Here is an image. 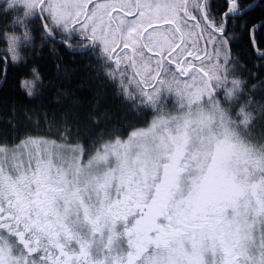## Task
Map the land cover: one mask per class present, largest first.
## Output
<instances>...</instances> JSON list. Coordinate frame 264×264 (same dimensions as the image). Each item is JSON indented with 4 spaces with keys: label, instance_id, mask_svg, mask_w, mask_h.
I'll return each instance as SVG.
<instances>
[{
    "label": "snow or ice",
    "instance_id": "snow-or-ice-1",
    "mask_svg": "<svg viewBox=\"0 0 264 264\" xmlns=\"http://www.w3.org/2000/svg\"><path fill=\"white\" fill-rule=\"evenodd\" d=\"M17 2L26 11H39L41 31L49 38L36 43L45 50L50 48L57 59L62 45L53 38L56 30H78L88 40L99 41L117 68L124 66L130 72L129 82L146 101L155 100L160 86L175 88L189 103L211 104L207 115L213 119L231 124L234 114L240 127L251 131L261 126L264 132V73L253 76L246 67L252 53L264 60V0H229L219 21L211 15L213 0H10L9 4ZM229 10L238 14L231 27ZM9 41L14 47L17 38L10 36ZM31 55V61H20L15 53L0 57V84H7L16 73L19 86L32 95V81L26 77L36 73L31 66L37 58L35 48ZM39 58H44L43 50ZM245 71L248 81L241 78ZM252 79L256 82L251 83ZM68 131L65 125L59 142L44 137L9 144L5 137L0 140V157L6 163L25 150L33 156L39 153L41 158L57 153L66 143ZM67 191L79 194L80 190L69 187ZM35 198L34 188H24L10 170L5 176L0 164V264H174L159 238L150 239L143 248L129 243L122 255L94 260L91 241L59 225L55 234L43 231L39 228L43 218L38 219L35 208L21 210L25 199ZM115 243L113 240L105 252L110 253ZM234 264H241V258ZM242 264H264V246L259 258H243Z\"/></svg>",
    "mask_w": 264,
    "mask_h": 264
},
{
    "label": "rangeland",
    "instance_id": "rangeland-1",
    "mask_svg": "<svg viewBox=\"0 0 264 264\" xmlns=\"http://www.w3.org/2000/svg\"><path fill=\"white\" fill-rule=\"evenodd\" d=\"M3 8L22 11L15 20L16 31L5 37L6 56L11 57L15 53L21 60L22 49L33 41L30 24L39 11H26L21 2L11 5L7 2ZM56 31L66 38L76 35L87 39L78 30ZM10 36L17 38L14 47L10 44ZM90 42L104 52L99 41L87 39L84 41L85 46ZM29 80L32 81L34 94L39 80ZM169 92L176 97L177 112L170 116L157 114L146 127L134 130L124 139L104 143L88 156L78 147L63 145L61 151L48 153L43 158L39 153L33 156L25 150L23 155L17 153L7 162L19 164L25 162L28 156L29 160L31 158L36 165H40L38 167L42 174L53 163L64 174L65 186L72 189L92 185L94 177L103 182L119 183L130 175L135 176L133 167L155 168L161 163L165 164L169 170V185H181L185 190L192 187L194 190L187 197L191 214L199 210L200 216H203L218 204L228 209L224 216L225 222L207 231L211 243L237 245L243 254L259 257L264 246V177H261L264 175V163L258 154L257 159H253L254 154L250 150L232 142L231 128L225 127L222 135L218 136L214 128L217 118L207 115L212 105L209 110V106L203 103H189L175 88ZM33 139L37 138L28 140ZM2 163L4 160L0 157ZM232 173L239 175L238 179H232ZM208 203L212 206L205 207ZM74 219L80 220V217ZM174 264L204 263L199 249H195L184 256L180 263Z\"/></svg>",
    "mask_w": 264,
    "mask_h": 264
},
{
    "label": "trees",
    "instance_id": "trees-1",
    "mask_svg": "<svg viewBox=\"0 0 264 264\" xmlns=\"http://www.w3.org/2000/svg\"><path fill=\"white\" fill-rule=\"evenodd\" d=\"M228 1L213 0L215 7L212 15L215 18L220 19L221 13L228 7ZM7 2L0 0V57L6 56L5 37L16 31L15 20L22 14V11L14 8L4 9ZM235 22L234 18L229 19L228 26ZM42 25L43 19L38 13L30 24L33 41L22 49L20 60L31 61L32 50H37V58L31 63L36 73L26 77L39 80L34 94L28 95L19 86L16 73L9 76L7 84H0V140L6 137L9 144H13L24 142V138L48 137L59 142L67 125L69 131L64 145L78 147L88 156L104 143L124 139L134 130L146 127L153 116H170L178 111L176 97L168 91L158 92L153 102L146 101L140 90L129 82L127 72L121 76L114 70L95 44L82 51L83 43L80 40L66 38L56 31L53 38L58 45H62L58 49L57 59L50 48L45 50L43 45L36 43L41 38H49L41 31ZM65 41L68 43L65 44ZM40 50L44 51L43 59L39 58ZM255 55L251 54L246 67L252 69L253 76H259L264 73V67H260L264 65V60L256 59ZM241 78L246 81L250 79L246 71ZM250 82L256 81L252 79ZM249 99L259 97L250 96ZM261 134V126L251 131L241 130V135L249 140L259 141ZM256 156L252 158L257 159ZM231 176L238 179L239 175L232 173Z\"/></svg>",
    "mask_w": 264,
    "mask_h": 264
},
{
    "label": "flooded vegetation",
    "instance_id": "flooded-vegetation-1",
    "mask_svg": "<svg viewBox=\"0 0 264 264\" xmlns=\"http://www.w3.org/2000/svg\"><path fill=\"white\" fill-rule=\"evenodd\" d=\"M236 15L231 12L228 20ZM68 38L80 40L83 43L82 51L93 44L90 42L85 46L87 39L76 35ZM103 54L121 76L126 72L130 76L124 66L117 68L108 55ZM161 90L169 92L171 89L160 86ZM207 106L210 110L211 105ZM2 164L5 176L10 170L24 188H34L36 198L33 201L25 199L21 203V210L35 208L38 219L43 218V222L39 223L43 231L51 230L55 234L59 225L66 232L71 229L78 236L91 241L94 260H102L105 255L113 258L122 255L128 244L133 242L136 247L143 248L153 238L162 240L174 262L180 263L184 256L195 249H199L204 264H234L238 257L242 264L243 258L251 259L237 245L210 242L207 231L225 222L228 209L218 204L203 216H200L199 210L191 214L187 197L194 190L192 187L185 190L181 185H169V170L165 164L161 163L155 168L133 167L135 176L130 175L119 183L103 182L94 177V183L82 186L79 194L67 191L66 178L53 163H50L51 167L47 163L48 168L43 170V174L39 171L40 165H36L31 158L29 160L28 156L25 162L19 164ZM77 216L80 220L74 219ZM113 240H116L115 246L110 253H106L105 249Z\"/></svg>",
    "mask_w": 264,
    "mask_h": 264
},
{
    "label": "clouds",
    "instance_id": "clouds-1",
    "mask_svg": "<svg viewBox=\"0 0 264 264\" xmlns=\"http://www.w3.org/2000/svg\"><path fill=\"white\" fill-rule=\"evenodd\" d=\"M8 2L10 3V0H8ZM218 99H222V97H218ZM225 107H227V105ZM228 111L231 112L232 110L228 109ZM230 120L231 124L227 123L226 121H221L219 118H217L214 128L217 131L218 136L222 135L225 127L231 128L233 132L232 142L237 146H242L245 149L250 150L254 155L258 154L262 163H264V132H262L259 141L249 140L247 137L241 135V130L245 128L238 125L234 114L230 116ZM257 144L259 147H257Z\"/></svg>",
    "mask_w": 264,
    "mask_h": 264
},
{
    "label": "water",
    "instance_id": "water-1",
    "mask_svg": "<svg viewBox=\"0 0 264 264\" xmlns=\"http://www.w3.org/2000/svg\"><path fill=\"white\" fill-rule=\"evenodd\" d=\"M231 12H232V11H231V10H229V11H228V13H227V16H228V15H229ZM38 13H39V12H38Z\"/></svg>",
    "mask_w": 264,
    "mask_h": 264
}]
</instances>
